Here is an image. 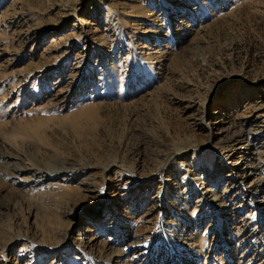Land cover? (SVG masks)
Here are the masks:
<instances>
[{"label":"rangeland","instance_id":"374dc122","mask_svg":"<svg viewBox=\"0 0 264 264\" xmlns=\"http://www.w3.org/2000/svg\"><path fill=\"white\" fill-rule=\"evenodd\" d=\"M238 130L237 166L210 154ZM9 145L68 178L48 199L27 194L0 158V264H61L99 227L113 232L94 236L107 248L177 222L186 205L206 264H235L244 226L219 203L240 172L264 174V0H0V150ZM162 158L182 206L155 202ZM246 186L237 203L250 217L264 185Z\"/></svg>","mask_w":264,"mask_h":264},{"label":"bare ground","instance_id":"6f19581e","mask_svg":"<svg viewBox=\"0 0 264 264\" xmlns=\"http://www.w3.org/2000/svg\"><path fill=\"white\" fill-rule=\"evenodd\" d=\"M217 132L218 130L216 131V133ZM241 134L242 133L240 132V130H238L234 134V136L228 141L225 142L223 140L220 141L217 144V149L220 151V153L213 154L211 152L210 154L212 156L217 155L218 157L222 154L225 157V160L230 162V165L237 166L240 160V156L236 155V153L240 148H242L243 150L242 145L246 143L245 140L240 139ZM23 154H25L23 153V151L22 152L18 151L16 147H13L11 145L5 147L3 150H0V158H3L1 167L7 174L13 175L14 177L20 175L23 182L26 183L27 189H25V191L27 192V194L28 192L32 193L33 191H41L37 196L38 197L40 195L42 197L45 196L44 198L47 197L46 199H48L49 198L48 196L50 195V191H56L55 187H51L50 184H52L54 181L58 179H61V177H65L66 169L63 167L55 169L54 167L43 165L38 159L29 156L28 154H25L27 155L28 158L25 157L23 159L24 157ZM205 155H209V153H205ZM258 158H259L258 155L254 156V160ZM220 162L221 161L213 162L209 166L210 167L209 169L212 171L213 168H215ZM163 163H165L164 158H162V161H159L158 169L156 168L155 169L159 170L160 168H162ZM172 168H173L172 165H167L163 169H160L158 171L160 175V186L162 187V190H164V192H158L159 190L157 191V195L155 196L156 198L155 202L161 201L162 198H164L168 200L167 201L168 204L172 206H179L182 203V202L180 203V198L173 197L172 194L169 195V193L167 194L166 192V189L168 190V188L170 187L169 184H172V182L174 181L173 179H171V177L175 179L174 176L176 175V173L174 172L175 170ZM251 169H254V167H249L248 170L242 171L239 174H237L238 176L237 178H239L240 181H238V183L236 182V184L234 185H230L229 190H225V191L223 190L226 196L222 199V201H224V199L226 198V202L224 204L222 203L221 205H220L221 202L219 203L221 212H226L231 207H235V209H233L232 211L234 212V214H237L236 215L237 217H239V223H240L239 225L244 226L243 230H239L237 227L235 231L236 233L237 232L239 233V237H240L239 238L240 241L238 242V244L241 246V248H243L242 249L243 252L241 253V256L240 254H237L238 256L236 258V262L233 261L235 264H264V248L260 249V251L257 252L256 250H252L249 244V240L251 239L254 240V238L256 239V236L258 237L259 232H257L258 231L257 226L259 223H261L260 232L264 236V224H263L264 208L259 209V211L252 213L253 215H250L251 217L250 218L248 214H246L250 208L246 210L247 208L241 207L244 206L243 201L237 203L238 193H236V191L238 190L237 189L238 187H241V185L244 184V182L247 184L249 188L254 187L256 184L264 185V174L259 175L257 173L258 176L256 177V175L252 173ZM50 172H57V173L54 174ZM262 173H264V170L262 171ZM72 175L77 176L76 173H72ZM65 178L67 180L68 175ZM251 178L253 179L251 180ZM81 183L82 184L84 183L86 185L85 180H81ZM133 183L134 182H132V184ZM91 184L95 185L93 182H91ZM87 188L89 189V187ZM13 191H15V189ZM213 196L214 197L212 199L216 200L217 195H215L214 193ZM33 198L36 197L33 196ZM183 200L186 203L187 202L190 203V197H187L186 199L184 198ZM199 202L200 201L195 202L196 206L194 207L193 210H191L192 212L193 211L196 212L197 210L196 208L199 205ZM261 205L264 207V201L261 202ZM186 206H182L181 208L175 209L177 213L176 212L174 213L177 217H175V215L173 217H175V220H178L177 222H173L170 225L169 223L164 222L162 218H160L155 228H153V230L150 232V235L145 237L127 236L124 242L123 238L124 236L126 237V234H123L122 238L121 236H119L118 238L115 239V242L112 243L107 248L101 245L102 243L100 242L101 239L98 240L94 236H96V234H98L99 231H103V233H107V235H109L110 237L109 240H111V238L114 237L112 235L113 232L110 233L111 229H107L105 227L103 228L99 227L97 231L95 232L92 231L86 240L79 239L75 246V250H72L71 245L68 244L67 247L65 248V251L61 255L59 254L58 256L59 262H61V264H93L89 262L96 259V257H99L105 261V264H206L207 260L209 259L210 249L207 251V253H203L202 251L204 245L203 242L200 240L199 236L196 235L195 232L193 233L190 232V226L188 223L182 224L184 223L185 220L187 221V219H189L188 210L190 208H183ZM250 220L253 222V224H251ZM260 220L262 221L260 222ZM117 225L113 226L112 230L113 229L117 230L119 228V226L117 227ZM88 231H90V229ZM120 231H124V229H120ZM201 256L203 257V261L200 263L199 259L201 258ZM54 257H56L55 254L53 255V258ZM229 258L231 257L229 256ZM112 259L114 260L112 261Z\"/></svg>","mask_w":264,"mask_h":264}]
</instances>
